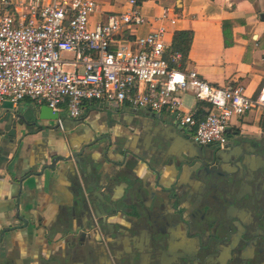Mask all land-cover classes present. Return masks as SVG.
<instances>
[{"label": "crops", "instance_id": "crops-1", "mask_svg": "<svg viewBox=\"0 0 264 264\" xmlns=\"http://www.w3.org/2000/svg\"><path fill=\"white\" fill-rule=\"evenodd\" d=\"M96 1L91 24L105 21L109 13L122 12L128 7V0ZM138 3L147 21L134 29V36L155 29L159 24L155 18L167 9L168 15L175 17L174 23L162 22L167 50L174 31L193 33L182 68H194L216 85L240 84L244 93L253 98L264 89V0H138ZM178 94L184 110L195 111L196 116L206 115V102L197 101L190 91ZM2 102L0 114L8 110L1 107ZM32 106L23 99L13 104V109L18 113L25 111L22 116L26 117L32 114L29 109ZM83 111L81 119L72 120L62 108L57 111L58 121L42 120L59 128L24 136L17 145L0 135V231L17 226L3 234L0 264H105L92 239L81 245V241L69 234L74 224L84 228L91 224L78 204L80 184L89 187L92 180L101 176L102 187L112 198L133 191L142 198L153 197L159 185H170L175 167L168 157L186 153L187 140L193 141L191 132L181 130L167 111L153 114L127 104L114 109L94 102H84ZM263 114L264 109L254 107L241 117L232 118L227 134L238 141L236 133L241 131L264 142ZM54 137L66 141L68 153L90 142L84 157L91 160L92 167L85 164L81 168L71 160L58 161L53 168L42 172L43 156L56 155ZM92 152L101 153V157L107 153L108 159H94ZM125 152L137 153L143 161H123L121 154ZM236 182L242 189L253 185ZM178 184L188 192L190 200L196 199L193 180L183 174ZM18 215L27 222L17 219ZM151 257L153 261L147 264L160 263L165 252L152 253Z\"/></svg>", "mask_w": 264, "mask_h": 264}, {"label": "built area", "instance_id": "built-area-1", "mask_svg": "<svg viewBox=\"0 0 264 264\" xmlns=\"http://www.w3.org/2000/svg\"><path fill=\"white\" fill-rule=\"evenodd\" d=\"M96 9V0H0V102L29 98L70 117L92 100L167 111L199 145L222 144L232 118L264 109V89L253 98L182 68L180 53L166 58L167 9L143 36L133 35L147 21L138 0L91 24ZM185 91L208 104L205 116L182 108Z\"/></svg>", "mask_w": 264, "mask_h": 264}, {"label": "flooded vegetation", "instance_id": "flooded-vegetation-1", "mask_svg": "<svg viewBox=\"0 0 264 264\" xmlns=\"http://www.w3.org/2000/svg\"><path fill=\"white\" fill-rule=\"evenodd\" d=\"M87 102L114 109L123 106L114 102ZM83 110L84 103L78 116L68 117L79 120ZM42 120L33 113L23 117L13 107L8 108L0 114V135L17 145L24 136L59 128ZM180 129L183 130L181 126ZM236 134L238 141L226 134L222 144L199 145L187 140L186 153L168 157L175 168L169 187L159 185L154 195L162 199L142 198L137 191L112 198L104 191L101 176L92 180L90 191L80 184L78 204L91 224L87 228L74 224L70 236L81 241V245L92 239L105 264H147L153 261L152 253L161 251L165 252V258L157 264H264V142L241 131ZM54 138L53 151L57 155L69 157L67 161L81 168L85 164L91 166V160L84 157L90 142L68 153L66 141ZM91 154L94 159H108L107 153L102 157L98 152ZM121 156L126 162L143 161V157L133 152ZM53 157L45 155L42 161L51 165ZM183 174L196 183L194 200L178 184ZM239 180L253 185L239 188L236 186ZM17 219L27 222L20 215ZM16 227L3 228L0 242L6 230ZM147 252L150 256H146Z\"/></svg>", "mask_w": 264, "mask_h": 264}, {"label": "trees", "instance_id": "trees-1", "mask_svg": "<svg viewBox=\"0 0 264 264\" xmlns=\"http://www.w3.org/2000/svg\"><path fill=\"white\" fill-rule=\"evenodd\" d=\"M193 33L191 30H176L173 33L171 44L165 54L166 58L169 60V57L175 53L181 54V63L182 66L185 64L187 55L190 49L192 42ZM227 43V42H225ZM172 64V63H170ZM261 126L264 129V114L261 118Z\"/></svg>", "mask_w": 264, "mask_h": 264}, {"label": "water", "instance_id": "water-1", "mask_svg": "<svg viewBox=\"0 0 264 264\" xmlns=\"http://www.w3.org/2000/svg\"><path fill=\"white\" fill-rule=\"evenodd\" d=\"M1 107L12 109L13 104L9 100H4L2 102V106ZM29 109L31 110V112L33 114L37 115L38 118H40V119H44V120H48V121H56L58 119V117H59L58 112L52 111V109L49 106H47L46 104H41L39 106L34 105L31 108H29ZM24 113H25V111L23 113H20V115L22 116ZM153 114H155V113H153ZM227 131H228V129H227ZM58 158L61 159L62 161H67V159H69V157H65L64 155H60V154L57 155L56 154V155H54V157H53V159L51 161V165H47L45 163L42 165V168H41L42 172L46 168H53L55 166V163H56ZM37 173H39V172H34L32 174H37ZM95 186L96 187L99 186L98 180L95 182ZM182 264H184V263H182Z\"/></svg>", "mask_w": 264, "mask_h": 264}, {"label": "rangeland", "instance_id": "rangeland-1", "mask_svg": "<svg viewBox=\"0 0 264 264\" xmlns=\"http://www.w3.org/2000/svg\"><path fill=\"white\" fill-rule=\"evenodd\" d=\"M25 100H28V101H30V102L32 103V105H36V103H35V102H33L32 100H30L29 98H26ZM187 131H189V130H187Z\"/></svg>", "mask_w": 264, "mask_h": 264}]
</instances>
